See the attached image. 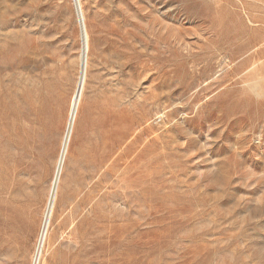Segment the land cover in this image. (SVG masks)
<instances>
[{"label": "rangeland", "instance_id": "374dc122", "mask_svg": "<svg viewBox=\"0 0 264 264\" xmlns=\"http://www.w3.org/2000/svg\"><path fill=\"white\" fill-rule=\"evenodd\" d=\"M79 2L59 179L76 2L0 0V264L55 182L36 264H264V0Z\"/></svg>", "mask_w": 264, "mask_h": 264}, {"label": "bare ground", "instance_id": "6f19581e", "mask_svg": "<svg viewBox=\"0 0 264 264\" xmlns=\"http://www.w3.org/2000/svg\"><path fill=\"white\" fill-rule=\"evenodd\" d=\"M76 2V8H77V12H78V16H79V20H80V24L82 26V37H83V53L82 56L80 58V63H81V71H80V80H79V84H78V88L76 90V95L74 98V101L72 102L73 105L71 107V119L69 122V130H68V134L66 135L65 141H64V149H63V153L61 155V159H60V166L59 169L57 171V177L60 179L61 174L63 172V167H64V163L67 157V153H68V149H69V142H70V138H71V132L73 131V127L75 124V120L79 111V106H80V101L82 98V94H83V89L85 86V82H86V76H87V68H88V57H89V34H88V30H87V25H86V21H85V15L83 12V9L81 7V3L79 2V0H75ZM78 20V21H79ZM57 181V180H56ZM53 187H52V192L50 193V201H49V205L47 208V212L45 215V220L44 224H43V232L41 235V241H40V246H39V250L36 256V262L39 258V253H40V247L42 242H45L46 239V235L50 226V222H51V218L53 215V210H54V206L56 203V198H57V192H58V183L55 182L53 183ZM46 232L45 238H44V233ZM34 264V263H33Z\"/></svg>", "mask_w": 264, "mask_h": 264}]
</instances>
